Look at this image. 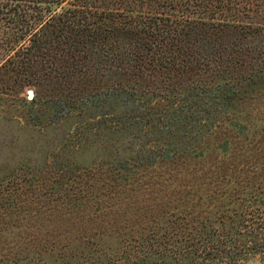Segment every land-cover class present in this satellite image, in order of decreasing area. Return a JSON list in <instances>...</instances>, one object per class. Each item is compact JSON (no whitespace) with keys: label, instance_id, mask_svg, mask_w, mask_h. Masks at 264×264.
Instances as JSON below:
<instances>
[{"label":"trees","instance_id":"obj_1","mask_svg":"<svg viewBox=\"0 0 264 264\" xmlns=\"http://www.w3.org/2000/svg\"><path fill=\"white\" fill-rule=\"evenodd\" d=\"M261 81L264 0H0V89H37L1 118L18 128L1 135L0 264H264V120L223 101ZM47 91L56 125L35 128ZM143 191L165 224L119 226L112 250L95 219Z\"/></svg>","mask_w":264,"mask_h":264},{"label":"rangeland","instance_id":"obj_2","mask_svg":"<svg viewBox=\"0 0 264 264\" xmlns=\"http://www.w3.org/2000/svg\"><path fill=\"white\" fill-rule=\"evenodd\" d=\"M1 88V87H0ZM37 89L36 87H26L24 89H22L20 91V94H8L3 95V91L0 89V144L1 141L3 139V137L1 135L4 134V132L10 131L9 133H13L17 130L18 125L13 122L10 121V123H6L3 122L1 120L2 117L6 116L9 117L12 115L11 111L10 113H8V111L10 110V108H8L9 105H12V107L17 108L20 112L21 109L20 108V104L18 102V100H29L28 99V93H32L34 96V92H36ZM19 92V90H18ZM95 94H98L97 92ZM264 81L261 82H257L256 85L254 86H250L247 89L246 88H242V90H240L237 94L235 95H224L223 101L225 103V106L229 109V114L230 116H232L231 118H235V120L237 121L236 123L239 125H244L246 127L248 126H254V128H257L259 130H261V125H263L261 123V120H264ZM258 97V100H256L255 98ZM33 98V97H32ZM51 97L49 96L48 91L44 92L42 94V98L41 100H37V102H34L32 105V109L35 111L33 112L36 116L35 120H39L36 121L37 124H34L33 126L35 128L44 126L46 124H55L56 123L53 121V117L51 119L50 114L48 115V113H46V110H42L41 109H46L48 106V104L51 102ZM257 101V102H256ZM48 110V109H47ZM26 112H28V109L26 108ZM8 113V114H7ZM22 113V112H21ZM46 113V116H45ZM89 115V114H88ZM87 113L82 115V116H77L74 117V119L72 118V120H69L66 126V133L68 131H70L71 129V124H77L81 121V119L85 120L84 117H88ZM27 119L29 117H26ZM72 121V122H71ZM212 122V121H211ZM6 123V124H5ZM23 123H25V121L23 119H21V124L24 125ZM234 123V120H233ZM70 124V125H68ZM157 122L150 123L149 126L144 127V131H151V129L156 128L157 126ZM215 135L208 137L207 139V146H209L211 149H213L215 147V143H217V139L219 138L220 134H218V129L216 127L215 124ZM17 132V131H16ZM15 132V133H16ZM69 137L67 136L66 139L69 138L70 142L73 143L74 145L79 146L80 142L78 136L76 135L75 132H69ZM2 137V138H1ZM149 148H152V146H154L153 144H149L147 145ZM200 145L197 146L196 150L200 149ZM203 165L201 166L200 163L198 165H191V169L193 170L196 169H200L202 168V170H205L208 168V166L210 164L213 163V157H207L205 160L202 161ZM1 165V164H0ZM0 174H1V168H0ZM196 174L199 175L201 174V172L196 171ZM115 175V174H114ZM112 175V176H114ZM193 175V174H192ZM194 176V175H193ZM1 177V176H0ZM144 191L142 193V195H140L139 197V201L132 203L131 207L128 206V209L125 208H121L119 207V213H117L116 215H113V217L111 216H104L102 217L100 220H96V231L97 233L102 232L105 233L106 235L112 236L110 239V246L112 248V250H118V246L116 245V240L113 236H117V228L119 226H126V230L124 233V238H128V237H132L133 236V231L138 232V234H143V233H148L149 230L151 229L150 227H154L155 225L160 226L165 224V220L162 219V217L164 216L163 213H161L158 210H155L154 212H145V206H147V204H156L158 205L159 202H157L159 200V196L156 193L157 199L153 202V201H142V198L144 196ZM141 194V193H140ZM135 198V196H133ZM142 201V202H141ZM172 204H175V198L173 197V199L170 201ZM139 206L138 209H136ZM149 207V206H147ZM136 209V210H135ZM123 211V213H121ZM161 213V214H160ZM88 211L87 210H82V213H78V219L81 218L83 215H87ZM120 217V219H119ZM85 220V219H84ZM119 220V221H118ZM28 220L24 222V224H27ZM109 223H112V227L109 228ZM70 224L65 223L62 224L61 222H56L52 225H50L49 227L51 228V230L54 232L61 230L63 228L68 227ZM58 228V230H57ZM112 229V234L110 232V230ZM53 237V236H51ZM56 239H61L60 236L57 237H53Z\"/></svg>","mask_w":264,"mask_h":264},{"label":"water","instance_id":"obj_3","mask_svg":"<svg viewBox=\"0 0 264 264\" xmlns=\"http://www.w3.org/2000/svg\"><path fill=\"white\" fill-rule=\"evenodd\" d=\"M33 97V94L32 93H28V99L31 100Z\"/></svg>","mask_w":264,"mask_h":264}]
</instances>
